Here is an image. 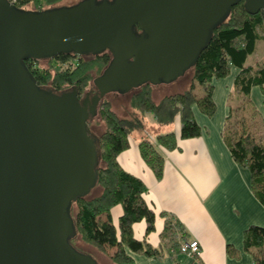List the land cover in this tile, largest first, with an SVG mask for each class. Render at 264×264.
<instances>
[{"label":"water","instance_id":"95a60500","mask_svg":"<svg viewBox=\"0 0 264 264\" xmlns=\"http://www.w3.org/2000/svg\"><path fill=\"white\" fill-rule=\"evenodd\" d=\"M240 0H81L43 11L0 0V264H97L76 250L72 203L97 184L88 129L107 95L175 82ZM251 15L264 0H244ZM109 53L91 102L38 87L24 61Z\"/></svg>","mask_w":264,"mask_h":264},{"label":"trees","instance_id":"16d2710c","mask_svg":"<svg viewBox=\"0 0 264 264\" xmlns=\"http://www.w3.org/2000/svg\"><path fill=\"white\" fill-rule=\"evenodd\" d=\"M9 1L18 9L26 10L25 7L32 6L31 11L38 12L56 7L64 0ZM263 24L264 13L249 14L244 8V0L231 8L227 19L212 31L207 47L202 50L191 69L194 81L203 90L201 96L194 93L192 85L182 93L165 96L159 102H154L152 86L145 85L131 93L129 106L132 110L126 118L118 117L109 101H103L99 118L105 125V131L98 138L100 158L95 186L100 189V193L92 198L76 199L71 207L72 212L75 205L76 213L74 217L71 213V216L82 241L103 254L112 251L109 259L113 264H135L131 254L148 258L161 257V251L133 236L132 226L141 221L146 225L145 235L153 233L155 214L142 199L147 191L145 185L124 172L117 162V156L129 148L130 135L135 131H143L145 114H151L155 123L163 127L172 125L178 119V135L173 132L161 134L154 140L143 139L138 146L142 160L159 180L164 166L160 148L173 151L177 148L178 139L188 140L202 135L203 131L194 119V109L207 118L214 115L216 106L212 98L213 83L227 78L233 68L239 70L234 81L235 88L245 99L253 115L259 116L249 96L252 88L264 87V64L254 68L247 63L249 57L256 52L258 42H264V36L260 34ZM109 61L107 53L89 57L62 54L47 61L29 59L23 64L38 87L55 92L75 88L82 92L88 87L92 73L101 72ZM40 62H46L47 67H40ZM232 113L230 107L226 124ZM260 119L261 138L256 139L245 130L238 137H229L225 132L222 137L232 160L248 171L252 194L264 208V120ZM116 206L122 209L117 228L110 215ZM161 216L165 218L160 235L161 245H168L172 254L181 255L180 245L189 242L185 228L174 218L166 214ZM73 239L71 245L76 249ZM243 249L250 254L252 264H264L263 227L250 226L244 231ZM227 253L231 255L235 252L228 247Z\"/></svg>","mask_w":264,"mask_h":264},{"label":"crops","instance_id":"0c3cea01","mask_svg":"<svg viewBox=\"0 0 264 264\" xmlns=\"http://www.w3.org/2000/svg\"><path fill=\"white\" fill-rule=\"evenodd\" d=\"M257 59L255 67L260 64L258 61H264L263 57ZM238 73L233 68L227 78L214 81L212 98L216 112L211 118L194 109V119L203 131L199 138L178 139L173 151L160 148L164 166L159 180L142 160L138 146L143 139L152 140L161 135L162 130L178 135V119L169 129L154 127L159 132L155 136H146L144 120L141 134L133 132L129 148L117 156L120 168L145 185L147 191L142 199L155 214L153 233L145 235L144 221L134 224L132 231L136 240L161 251V257L131 254L135 264H252L250 254L243 249V233L250 226L264 228V208L252 194L248 171L232 160L222 137L231 107L229 97L233 89L238 94L234 85ZM249 99L264 120V87L252 88ZM161 214L177 220L185 228L189 242L197 241L199 255L195 259L172 254L168 245H161L165 224ZM110 215L117 228L121 207H114ZM228 247L235 253L228 254Z\"/></svg>","mask_w":264,"mask_h":264},{"label":"rangeland","instance_id":"374dc122","mask_svg":"<svg viewBox=\"0 0 264 264\" xmlns=\"http://www.w3.org/2000/svg\"><path fill=\"white\" fill-rule=\"evenodd\" d=\"M79 1L81 0H64L56 7H60V6L69 7L78 3ZM25 8L26 10H31L32 6H27ZM260 34L264 36V24L260 29ZM258 57L264 58L263 41L258 42L255 56L252 55L251 57H249L248 65L255 67L257 65L255 61L258 60L257 59ZM257 63H260L258 64V66H261L262 63H264V61L263 62L258 61ZM39 66L46 68L47 63L40 62ZM103 70L98 74L92 73V78L88 84V87L85 88L81 93H85L88 91L89 87L93 85V81L101 75ZM192 85H194V93L197 94L198 96H201L203 94V90L201 86H199L194 81L193 71L189 70L185 73L184 76H182L175 82L162 84L155 88L152 86V89L153 88L155 89L153 92V100L156 102V100H159L160 98H163L165 96L182 93L185 90L189 89ZM129 99H130V94L121 96L118 93H112L108 97L107 101H109L111 105V109L118 117L126 118L129 116L128 112H131V108L129 106ZM229 102L231 103L233 113L231 115L230 120L225 125V131H224L225 134L229 135V137L230 136L238 137L243 132V130H245L248 133H252L256 137V139L261 138L262 137L260 130L261 119L259 116L253 115L251 108L248 106L245 99L242 98L241 94L238 93L235 95V90L233 89L229 97ZM144 120H146L147 122L146 130H145L146 136H155L156 133H159L158 130H154V127H156L157 129H169L168 126L163 127L157 125L151 114H145ZM88 129L91 132V134H93L94 137L99 138V136H101V134L105 131V125L100 120L99 116H96V118H94V120L89 123ZM141 132L142 131H135L134 133L141 134ZM168 132H164V130H162V134H166ZM262 132L264 134V124H263ZM154 139L155 138H153L152 140ZM99 193H100V189L95 187L90 191L87 197L92 198L94 196H97ZM71 213L72 216L74 217L76 213L75 205H73ZM73 245L76 247V249L79 252L90 256L97 264H113L109 259V256L112 254V251H107V254H103L97 251L96 249H94L93 247L89 246L88 244L84 243L78 234L73 239Z\"/></svg>","mask_w":264,"mask_h":264},{"label":"built area","instance_id":"2783aa9c","mask_svg":"<svg viewBox=\"0 0 264 264\" xmlns=\"http://www.w3.org/2000/svg\"><path fill=\"white\" fill-rule=\"evenodd\" d=\"M179 252L189 259H195L199 255V245L197 241L184 242L180 245Z\"/></svg>","mask_w":264,"mask_h":264},{"label":"flooded vegetation","instance_id":"af4514ba","mask_svg":"<svg viewBox=\"0 0 264 264\" xmlns=\"http://www.w3.org/2000/svg\"><path fill=\"white\" fill-rule=\"evenodd\" d=\"M107 54L109 55V58L111 59L110 54H109V53H107ZM88 57H89V56H88ZM95 94H96V88H95L94 83H93V85H91V86L89 87V89H88L87 92H85V93H81V92H79V98H80L81 101H82L84 98H86V99H88L89 102H91L92 99H93V96H94ZM130 95H131V93H130ZM109 96H110V94L107 95L106 100H108V97H109ZM104 100H105V99H104ZM104 100H103V101H104ZM100 108H101V106L98 107V109H96V115L91 119V121H93L94 118H96V116H99V110H100ZM91 121H90V122H91ZM88 126H89V124H88Z\"/></svg>","mask_w":264,"mask_h":264}]
</instances>
